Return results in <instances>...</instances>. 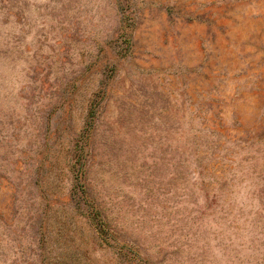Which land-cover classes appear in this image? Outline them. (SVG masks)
Returning a JSON list of instances; mask_svg holds the SVG:
<instances>
[{"label": "rangeland", "instance_id": "374dc122", "mask_svg": "<svg viewBox=\"0 0 264 264\" xmlns=\"http://www.w3.org/2000/svg\"><path fill=\"white\" fill-rule=\"evenodd\" d=\"M0 264H264V0H0Z\"/></svg>", "mask_w": 264, "mask_h": 264}]
</instances>
